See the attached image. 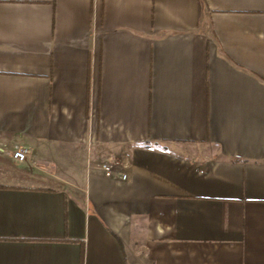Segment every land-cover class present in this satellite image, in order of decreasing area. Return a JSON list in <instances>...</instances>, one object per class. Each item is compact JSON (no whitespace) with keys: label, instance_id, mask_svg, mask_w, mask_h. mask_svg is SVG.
<instances>
[{"label":"crops","instance_id":"obj_1","mask_svg":"<svg viewBox=\"0 0 264 264\" xmlns=\"http://www.w3.org/2000/svg\"><path fill=\"white\" fill-rule=\"evenodd\" d=\"M0 264H264V0H0Z\"/></svg>","mask_w":264,"mask_h":264},{"label":"built area","instance_id":"obj_2","mask_svg":"<svg viewBox=\"0 0 264 264\" xmlns=\"http://www.w3.org/2000/svg\"><path fill=\"white\" fill-rule=\"evenodd\" d=\"M10 157L16 163L23 162L26 159L29 160L31 158L30 149L25 145H15L10 151ZM95 167L105 177H117L121 180L127 178L128 162L118 156H107Z\"/></svg>","mask_w":264,"mask_h":264}]
</instances>
